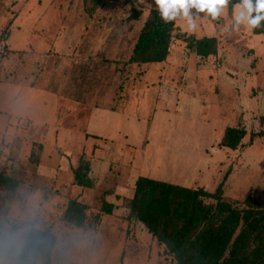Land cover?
<instances>
[{"label":"rangeland","instance_id":"374dc122","mask_svg":"<svg viewBox=\"0 0 264 264\" xmlns=\"http://www.w3.org/2000/svg\"><path fill=\"white\" fill-rule=\"evenodd\" d=\"M237 4L200 13L191 33L175 21L216 37L215 55L173 38L165 61L138 65L128 58L154 0H0V170L19 181L14 197L0 191V264L19 263L31 228L55 238L50 264H174L126 219L139 176L213 192L228 173L224 200L264 208V137L250 141L264 130V34L225 31ZM229 126L246 130L234 150L219 145ZM80 161L91 188L74 181ZM71 199L88 206L81 228L62 220Z\"/></svg>","mask_w":264,"mask_h":264},{"label":"trees","instance_id":"16d2710c","mask_svg":"<svg viewBox=\"0 0 264 264\" xmlns=\"http://www.w3.org/2000/svg\"><path fill=\"white\" fill-rule=\"evenodd\" d=\"M235 2L232 0L231 4ZM138 15L134 10L131 17ZM252 33L264 34V27ZM173 38L184 40L186 46L201 57L217 52L216 37L194 38L178 32L175 21L164 23L158 9H152L138 32L128 63L141 65L165 61ZM245 135L244 128L229 126L219 145L234 150ZM255 137H264V130L250 132V141ZM30 157L32 159L33 154ZM89 172V163L80 161L73 169L75 183L91 188L93 181ZM227 174L213 192L139 176L126 205V219L140 223L172 256L174 264H264V208L253 196L246 197L241 205L224 200L223 183ZM18 186L15 177L0 170V191L9 199L14 197ZM114 207L113 203L102 199L99 211L110 215ZM87 209L85 203L71 199L62 220L81 228ZM54 244L53 236L31 228L18 262L50 264Z\"/></svg>","mask_w":264,"mask_h":264},{"label":"clouds","instance_id":"9594fccd","mask_svg":"<svg viewBox=\"0 0 264 264\" xmlns=\"http://www.w3.org/2000/svg\"><path fill=\"white\" fill-rule=\"evenodd\" d=\"M146 0H137L138 4H144ZM232 0H154V5L160 13L164 23L174 22L177 19L186 22V31L193 32L197 28L196 19L200 13L215 21L227 14L228 6ZM195 10V12L191 10ZM264 0H238L232 15V23L225 28L233 32H239L241 26L253 31L264 27Z\"/></svg>","mask_w":264,"mask_h":264},{"label":"crops","instance_id":"0c3cea01","mask_svg":"<svg viewBox=\"0 0 264 264\" xmlns=\"http://www.w3.org/2000/svg\"><path fill=\"white\" fill-rule=\"evenodd\" d=\"M6 45H7V43H6ZM40 89L39 88H37V87H35V88H29V89H24L23 91L25 92V93H35V92H40L39 91ZM40 97V96H39ZM28 98V97H27ZM58 98V95L56 94H52V99H54L53 101H56V99ZM13 99H14V96H13ZM15 100V99H14ZM17 263V262H16ZM19 264V263H18Z\"/></svg>","mask_w":264,"mask_h":264},{"label":"built area","instance_id":"2783aa9c","mask_svg":"<svg viewBox=\"0 0 264 264\" xmlns=\"http://www.w3.org/2000/svg\"><path fill=\"white\" fill-rule=\"evenodd\" d=\"M5 49V41L0 39V54L4 52Z\"/></svg>","mask_w":264,"mask_h":264}]
</instances>
